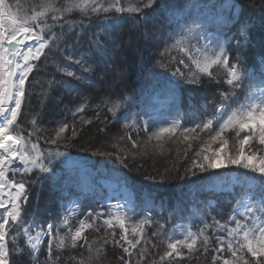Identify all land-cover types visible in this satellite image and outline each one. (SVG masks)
<instances>
[{
    "label": "snow or ice",
    "instance_id": "snow-or-ice-1",
    "mask_svg": "<svg viewBox=\"0 0 264 264\" xmlns=\"http://www.w3.org/2000/svg\"><path fill=\"white\" fill-rule=\"evenodd\" d=\"M156 2L157 0H135L134 3L131 0H124V3L122 0H62L58 3V0H38L31 7L18 3L14 10L5 0H0V210H3L0 212V264H16L15 257L25 254L31 264H40V251L45 241L48 253L45 264H55L60 257L53 256V247L65 249L69 243V233L72 248H76L80 241L83 243L79 247L87 245L89 255L80 264H100L108 245L122 249L123 255L119 257L122 264H182L194 253L203 256L210 254L211 264H264V70H261L264 68V54H261L255 65L257 71L250 72L241 55H231L229 45L235 37L220 32L209 39L204 35L208 30L203 22L186 19L180 31L170 37L172 43L165 48V52L169 54L178 52L180 58L172 55L167 63L158 61L160 67L166 68L170 63L183 65L188 69L187 73L176 68L172 75L190 85H200L204 77L216 80L217 75H223L227 90L219 93L220 101L212 115L194 122L190 127L183 126V116L177 113L168 126L158 127L151 132L150 125L143 128L148 133L145 143L153 139L162 141L165 137L171 139L177 133L183 141L188 142L199 139L200 133L219 125L215 135L210 136V141L218 142L219 146L212 148L209 143L196 151L185 170L186 175L208 173L212 176L218 174L216 170L235 166L262 178L258 183H252L256 177L246 174H238L232 179L233 185L238 186L241 191L239 196L234 191L231 193L235 203L227 221L222 222L216 216H211L209 220L211 212L216 211V204L202 199H194L192 202L198 206L203 204L210 212L190 213L183 218L189 220V223L173 224L172 228L166 227L170 220L161 223L156 218L155 209L148 206L144 207L141 218L133 222L140 215L135 211V206L131 201H126L124 205L117 202L109 206L107 213L96 209H90L86 213L93 221L106 217L103 224L107 226L103 236L89 242L84 233L93 225L81 219L79 227L72 231L70 220L73 216H79L82 204L79 197L69 199L64 194L60 178L56 175L54 159L66 154L42 150L38 142L30 139L39 131L36 127L39 124L36 115L30 121L33 131L27 136L18 123L23 107L31 103L34 93L29 90L30 87L39 83L29 79L39 69L36 62L43 57L47 67L49 55L59 56L69 63L56 62L57 72L71 80L90 83V74L96 70L92 61L97 54L106 52L109 45L117 46L118 37L113 35L112 29L122 22L124 14L134 20L133 28L139 30L141 22L148 19L145 10L152 9ZM109 13L118 15L109 17ZM76 14L82 19L77 21L71 18ZM100 14H104L105 26L88 36L87 49L82 51L80 42L83 34L91 27L90 23L85 25L83 18L90 21L92 16L99 18ZM137 16L139 19H136ZM236 22L240 27L237 29L239 38L234 47L240 48L250 42L249 25L247 22L240 23L239 20ZM144 35H147L146 29ZM201 39L208 40V43L201 44ZM193 40H196L195 44L192 43ZM73 65L78 66L80 71H76ZM56 87L64 88L69 94L76 92L70 80L53 77L48 82L46 95L50 96ZM130 99L126 94L115 99L103 97L99 106L106 107L116 120L123 115L126 120L123 127L138 132L139 122L135 116H128L124 109ZM88 103L84 99L74 110L69 109L74 117L73 124L59 122L54 136L44 137L45 142L58 145L64 141L67 145L70 137L66 133L71 130V138L77 135L75 117L86 110ZM121 109L124 111L121 112ZM81 123L87 125L91 121L81 120ZM228 132L235 133V145L231 148L225 136ZM241 133L246 134L241 138ZM125 136L132 140L127 133ZM132 147L137 148L139 145L132 141ZM191 147L189 143L188 149ZM120 159L118 154L117 160ZM17 174L20 179L16 178ZM44 181H49L52 190L60 193V223L48 222L45 225L35 213L27 212L31 188L42 187ZM196 195L200 196L201 193ZM113 208L115 212L112 211ZM129 212L132 213L131 216L128 215ZM193 217L200 221L197 230H193ZM116 227L121 230L118 238ZM152 227H156L152 237H160L161 242L166 244L158 259H150L149 248L143 246L151 244L153 249L159 247L146 235V229ZM62 228L67 229V232L61 234ZM109 229L112 231H108ZM97 243L99 247L94 248Z\"/></svg>",
    "mask_w": 264,
    "mask_h": 264
},
{
    "label": "trees",
    "instance_id": "trees-1",
    "mask_svg": "<svg viewBox=\"0 0 264 264\" xmlns=\"http://www.w3.org/2000/svg\"><path fill=\"white\" fill-rule=\"evenodd\" d=\"M36 2L38 0H5V3L13 6L14 10L18 3L31 7ZM59 2L62 0H58ZM131 2L134 3L135 0ZM232 5L235 7H230ZM108 15L111 17L118 14ZM145 15L148 19L141 22L139 30H135L134 20L128 18V14H124L122 22L112 29L113 35L118 37L117 46L109 45L106 52L97 54L92 61L96 70L90 74V83H80L57 72L56 62L69 63L63 61L61 57L49 55L47 67L42 57L41 61L36 62L39 64L38 71L29 78L30 81L39 83L35 87H30L29 90L34 93L31 103L23 107L22 115L18 118L23 134L27 136L33 131L30 121L36 115L39 119V124L36 126L39 131L30 139L38 142L42 150L66 154L54 159L56 175L60 178V187L63 188L64 194L69 199L79 197L82 204L79 216H73L70 220L72 231L79 227L81 219L93 225L84 233L89 242L103 236L107 227L103 224V219L106 217L93 221L91 217L86 216L90 209L106 212L102 202L105 197L104 191H98L93 187L95 179L99 177L119 180L132 192L135 211L140 213L133 222L141 218L144 207L148 206L155 209L156 218L161 223L171 221L166 225L167 228H172L173 224L189 223V220L183 218L188 217L190 213L210 212L203 204L199 206L194 204L192 202L194 199L212 201L216 204V211L211 212L209 220L211 216H216L222 222L227 221L235 203L231 193L234 191L236 196H239L240 188L234 186L232 192H217L207 188L216 180L229 178L234 173L254 176L258 182L262 179L255 173L235 166L216 170L218 174L212 176L208 173L198 176L186 175L185 170L196 151L209 143L212 148L219 146L218 142L210 141V136L215 135V131L218 130V124L214 125L213 129L200 133L199 139L188 142L183 141L177 133V136L171 139L165 137L162 141L153 139L145 143L148 133L144 132L143 128L150 125L149 132H151L163 127L173 120L177 113L183 116V126L190 127L198 120L209 118L219 104V93L227 90L228 86L223 83V75H217L216 80L204 77L200 85H190L178 76L172 75L176 68L187 73L188 69L183 65L170 63L166 68L160 67L158 61L167 63L172 55L177 59L180 58L178 52L173 51L169 54L165 52V48L172 43L170 37H174L180 31L186 19L203 22L208 30L204 35L209 39H213L220 32L235 37L229 45L231 55L233 57L237 54L241 55L249 71H257L255 65L258 64L261 54H264V0H157L152 9L145 10ZM71 18L77 21L82 19L78 14ZM83 19L85 25L90 23L91 27L83 34L80 42L82 51L87 49L88 36L105 26L104 14H100L99 18L92 16L90 21L87 18ZM136 19H139V16ZM237 20L240 23L247 22L250 33V42L240 48L234 47L236 39L239 38L237 29L240 24L236 22ZM192 43L195 44L196 40ZM200 43L206 44L208 40L201 39ZM73 68L80 71L78 66L73 65ZM53 77L58 80H70L76 92L69 94L64 88L56 87L50 96L46 95L48 82ZM125 94L131 99L125 104L124 109L128 116H135L139 122L138 132L123 127L126 122L123 115L116 120L106 107L99 106L103 97L115 99ZM84 99L89 103L86 110L75 117L77 135L71 138L72 133L69 130L66 133L70 137L67 145L64 141L58 145L46 143L44 137L54 136L59 122L73 124L74 117L69 113V109L74 110ZM45 100L47 103H42ZM124 109H121V112ZM81 120H89L91 123L85 125ZM125 133L132 137L131 141L127 139ZM244 134L246 133H241V138ZM225 136L229 140L230 148L233 147L235 133L228 132ZM121 137L124 139H120ZM132 141H135L139 147L133 148ZM189 143L192 145L191 149H188ZM108 153L111 155H107ZM118 154L120 160H117ZM103 168L116 172L118 177L104 174ZM9 176L11 177V174ZM16 178L20 179V175L17 174ZM197 193L201 195L197 196ZM59 196L58 191L52 190L50 182L44 181L42 187L31 188L29 203L26 206L27 212L35 213L38 220L45 225L48 222L60 223L62 208ZM172 213L174 215L170 216ZM128 215L131 216L132 213ZM191 222L194 225L193 230H197L200 226L199 219L193 217ZM155 230L156 227L146 229V235L159 247L153 249L151 244L143 245L149 248L150 259H158V255L166 248L160 237H152L151 234ZM120 231L118 227L115 228L117 238ZM65 232L67 229L62 228L61 234ZM70 235L69 233V243L65 249L59 250L53 247V256L60 257L55 264H80L81 260L89 255L87 245L83 248L79 247L82 241L78 242L76 248L71 247ZM95 247H99V243L94 245ZM120 255H123L121 248L108 245L102 254L100 264H122L119 260ZM225 255L230 254L225 253ZM47 256L45 241L40 251V264H45ZM15 261L16 264H31L27 254L15 257ZM182 264H211V255L194 253Z\"/></svg>",
    "mask_w": 264,
    "mask_h": 264
},
{
    "label": "rangeland",
    "instance_id": "rangeland-1",
    "mask_svg": "<svg viewBox=\"0 0 264 264\" xmlns=\"http://www.w3.org/2000/svg\"><path fill=\"white\" fill-rule=\"evenodd\" d=\"M264 70V68H262ZM172 121V120H171ZM165 124L163 127L168 126V124ZM103 172L106 175H114L115 178L118 177V174L108 168H103ZM236 174L231 175L228 179L221 178L213 182L211 186H209L207 189L214 190V191H224V192H232L233 185L232 179L236 177ZM256 176L259 177L258 174ZM261 178V177H260ZM252 183H257L256 180L251 181ZM93 187L97 189L98 191L103 190L105 193V197L103 199V206L106 208V212L108 211V208L110 205H115L117 202H119L121 205H124L126 201H131L133 205V194L132 192L126 188V186L119 180L111 179L107 177H99L95 179ZM126 210V209H125ZM3 210H0L2 212ZM113 212H115V208L112 209ZM130 213V212H129Z\"/></svg>",
    "mask_w": 264,
    "mask_h": 264
}]
</instances>
